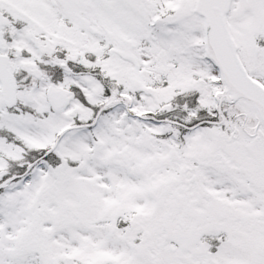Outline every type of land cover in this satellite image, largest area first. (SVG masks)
Wrapping results in <instances>:
<instances>
[{
  "label": "snow or ice",
  "instance_id": "6c2138e0",
  "mask_svg": "<svg viewBox=\"0 0 264 264\" xmlns=\"http://www.w3.org/2000/svg\"><path fill=\"white\" fill-rule=\"evenodd\" d=\"M0 264H264V0H0Z\"/></svg>",
  "mask_w": 264,
  "mask_h": 264
}]
</instances>
